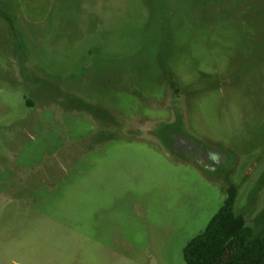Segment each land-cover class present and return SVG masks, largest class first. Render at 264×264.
<instances>
[{"label":"rangeland","instance_id":"obj_1","mask_svg":"<svg viewBox=\"0 0 264 264\" xmlns=\"http://www.w3.org/2000/svg\"><path fill=\"white\" fill-rule=\"evenodd\" d=\"M230 184L261 234L264 0H0V264H185Z\"/></svg>","mask_w":264,"mask_h":264},{"label":"trees","instance_id":"obj_2","mask_svg":"<svg viewBox=\"0 0 264 264\" xmlns=\"http://www.w3.org/2000/svg\"><path fill=\"white\" fill-rule=\"evenodd\" d=\"M236 197L237 187L230 184L222 207L184 248L185 264H264V231L255 235L235 213Z\"/></svg>","mask_w":264,"mask_h":264},{"label":"flooded vegetation","instance_id":"obj_3","mask_svg":"<svg viewBox=\"0 0 264 264\" xmlns=\"http://www.w3.org/2000/svg\"><path fill=\"white\" fill-rule=\"evenodd\" d=\"M167 134L172 141V145L165 147L166 149H172L173 152L189 161H194L195 159L207 161L209 159L211 150L203 143L190 140L186 135L176 131L168 130Z\"/></svg>","mask_w":264,"mask_h":264}]
</instances>
